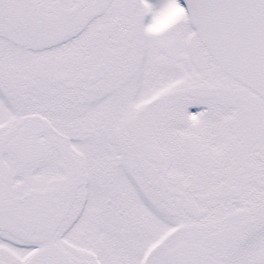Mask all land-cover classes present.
Wrapping results in <instances>:
<instances>
[{
	"label": "snow or ice",
	"instance_id": "6c2138e0",
	"mask_svg": "<svg viewBox=\"0 0 264 264\" xmlns=\"http://www.w3.org/2000/svg\"><path fill=\"white\" fill-rule=\"evenodd\" d=\"M0 264H264V0H0Z\"/></svg>",
	"mask_w": 264,
	"mask_h": 264
}]
</instances>
